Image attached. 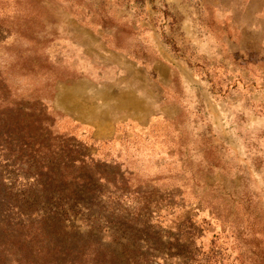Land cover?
Returning a JSON list of instances; mask_svg holds the SVG:
<instances>
[{
    "label": "rangeland",
    "instance_id": "1",
    "mask_svg": "<svg viewBox=\"0 0 264 264\" xmlns=\"http://www.w3.org/2000/svg\"><path fill=\"white\" fill-rule=\"evenodd\" d=\"M58 138L46 198L119 197L64 224L122 264H264V0H0V186Z\"/></svg>",
    "mask_w": 264,
    "mask_h": 264
},
{
    "label": "trees",
    "instance_id": "2",
    "mask_svg": "<svg viewBox=\"0 0 264 264\" xmlns=\"http://www.w3.org/2000/svg\"><path fill=\"white\" fill-rule=\"evenodd\" d=\"M59 140L62 139L58 138ZM0 146V163L10 161L11 155L5 152L2 143ZM71 149L68 141H59L55 152L49 155L44 152L37 153L35 159L39 157V160H34L33 156L27 154L32 162L30 166L35 165L37 171L18 168L22 159L18 158V154L11 159V168H18L17 173L13 172L15 180H24L20 185L22 193L18 195L14 194V189L17 188L15 184L0 186L2 188L0 195L4 196H0V264H73V256L83 254L86 255L87 264H122L114 250L102 243L100 237L95 234H89L96 236L91 237L77 233L73 231L74 225L64 224V220H67L65 218L71 217V214L83 215L82 221L92 225L100 222L101 218H106V223L113 226L121 221L119 218L130 220L122 214L125 209L119 197L97 202L96 214H82L79 207L81 200L77 198L69 204L46 198L47 182L44 173L46 159H51V163L61 159H69L70 162L80 161L78 159L80 154ZM22 173L30 180L24 175L21 178ZM41 178H44L43 181ZM34 186H40L45 192L43 197L46 198V206L39 196H29ZM34 222L39 226V233L37 227H33L34 230L29 229L32 226L30 224Z\"/></svg>",
    "mask_w": 264,
    "mask_h": 264
}]
</instances>
